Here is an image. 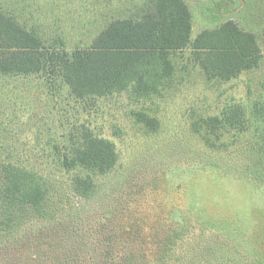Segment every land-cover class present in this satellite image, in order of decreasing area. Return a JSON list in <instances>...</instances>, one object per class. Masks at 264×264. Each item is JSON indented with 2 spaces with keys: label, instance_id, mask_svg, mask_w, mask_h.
Masks as SVG:
<instances>
[{
  "label": "rangeland",
  "instance_id": "1",
  "mask_svg": "<svg viewBox=\"0 0 264 264\" xmlns=\"http://www.w3.org/2000/svg\"><path fill=\"white\" fill-rule=\"evenodd\" d=\"M186 2L195 16V36L209 29L203 21L212 23L221 11L232 14L223 21L233 19L248 30L254 25L235 14L240 10L248 17L264 14V0H208L209 5L203 4L200 11L198 0ZM136 4L137 0H0V9L17 14L25 25L39 30L45 37L54 34L53 39H64V43H46L49 51L58 54L89 48L92 39L109 20L137 17L140 10L136 9ZM258 37L262 47L258 69L244 72L229 82L207 81L199 76L200 68L196 65L193 68L187 60L191 52L187 49L174 53L175 77L170 87L161 90L160 96L134 98L125 91L106 97L72 99L58 114L65 124H56L54 120L51 123L54 139H49V145L35 143L31 127L38 128L39 140L45 142L49 123L31 122V118L41 111L55 118L58 111L54 108L52 112L50 106L56 104L57 107L59 89L54 87L53 96H49L37 79L0 82V124L6 123L8 127L6 138H3L5 130L0 131V143L5 140L7 146L5 150L0 147V158H25L30 160L24 161L26 167L53 178L63 193L62 199L69 204L70 222L74 221L78 233L101 213H121L131 198L138 203L148 198L146 205L136 204L138 215L149 212L154 218L158 214L163 219L166 203L186 196V191L193 186L202 201L212 203L216 214L234 218L242 224L239 228L250 235L246 238L234 234L236 230L190 226L177 232V238L170 239L166 245L175 248L172 263L251 264L252 260L247 257L255 244L250 236H263L260 242L264 246V182L256 179L264 181V40ZM57 64L55 61L53 65L57 69L53 80L62 74V67ZM188 68L194 71L180 82V76ZM6 92H9L7 97ZM62 94H67L65 89ZM255 102L258 103L255 105ZM231 109L242 114L235 119V127L225 125L218 129L209 122L214 116L231 115ZM136 113L156 118L157 128L149 129L139 123L135 120ZM28 116L30 119L26 121ZM87 130L115 146L118 162L115 171L106 177L90 171L86 163L70 162L65 167V162L54 160L66 156L73 148L70 142H79ZM83 173L86 179L77 181ZM70 178L75 180V187H70L73 184ZM160 224L158 222L156 227L166 226ZM40 227L41 224H37L25 236L4 240L0 246H36L38 243L54 246L57 235L52 240L47 239L38 231ZM164 229L168 232L167 227ZM157 231L164 233L162 229ZM83 245H89L88 240ZM255 250L264 253L260 246ZM240 254L246 259L238 257ZM12 255H19L18 250H12Z\"/></svg>",
  "mask_w": 264,
  "mask_h": 264
},
{
  "label": "trees",
  "instance_id": "2",
  "mask_svg": "<svg viewBox=\"0 0 264 264\" xmlns=\"http://www.w3.org/2000/svg\"><path fill=\"white\" fill-rule=\"evenodd\" d=\"M136 9L140 11L135 18L109 20L92 39L89 48L58 54L49 51L46 43H64V39H53L54 34L45 37L39 30L25 25L17 14L0 9V82L37 79L43 92L49 96H53L54 87L59 89L57 107L56 104L50 106L52 112H55L54 108L58 111L55 118L43 115V111L41 114L34 113L35 118H31V122L43 120L49 123L45 142H40L38 128L31 126L35 143L51 144L49 139H54L50 132L51 123L54 120L56 124H65L64 118L58 114L62 106L71 104L72 99L106 97L125 91L134 98L160 96L161 90L170 87L175 77L174 53L191 49L188 62L193 68L195 65L200 68L199 76L213 82H229L244 72L258 69L260 65L262 47L258 36L264 40V14L248 17L243 15L244 10L237 12L235 16L240 20L254 25L248 30L233 19L223 21L232 14L226 11L222 14L221 11L212 22L213 26L195 36L194 17L185 0H137ZM55 61H58L57 66L62 67V74L53 80L52 77L57 75V69L53 67ZM191 70L194 71L192 68L185 70L180 82ZM62 89L67 94H62ZM6 93L5 97L9 95V92ZM239 116H242L240 111L231 109V115L214 116L209 122L214 128L220 129L225 125L232 128ZM135 117L149 129L157 128L156 118L146 113H136ZM29 119L30 116L26 121ZM5 125L0 124V131L5 130L3 138H6L8 129ZM4 142L0 143L1 150L7 147ZM70 143L73 148L66 156L55 157V161L65 162V167L70 162L86 163L88 168L91 167L90 171L100 177L115 171L118 157L112 142L87 130L79 142ZM7 157L0 158V243L25 236L37 224H41L38 231L47 239L52 240L57 235L54 240L57 243L54 246L44 243L0 246V264H173L175 248L166 245L170 239L177 238V232L190 226L236 230L234 234L246 238L250 235L239 228L238 225L242 224L234 218L216 214L212 203L202 201L193 186L186 191V196L166 203L163 219L158 214L154 218L149 212L138 215L137 205H146L148 198H142L145 200L141 199L139 203L131 198L121 213H101L90 225L81 224L86 228L78 233L75 232L74 221L70 222L69 204L62 199L63 193H60L53 178L35 168L26 167L24 161L30 160ZM80 178L77 181L86 179L85 174ZM256 179L264 182L259 177ZM69 180L73 182L70 187H75V180ZM158 222L166 226L156 227ZM166 227L168 232L164 229ZM159 229L164 233L158 234ZM250 239L255 245L247 258L250 257L254 264H264V253L255 250L260 246L264 252L260 242L263 236L257 234L255 238L252 234ZM86 240L89 243L87 246L83 245ZM14 249L19 255L11 256ZM244 254L238 257L246 259Z\"/></svg>",
  "mask_w": 264,
  "mask_h": 264
},
{
  "label": "crops",
  "instance_id": "3",
  "mask_svg": "<svg viewBox=\"0 0 264 264\" xmlns=\"http://www.w3.org/2000/svg\"><path fill=\"white\" fill-rule=\"evenodd\" d=\"M185 2H186V0H185ZM198 2H199V4H200V8H199V11H200V9H201V7L203 6V4L206 6L207 4H208V0H198ZM207 2V3H206ZM187 3V2H186ZM187 5L189 6V4L187 3ZM189 8H190V6H189ZM191 10V9H190ZM192 12V11H191ZM193 14V13H192ZM193 17H194V19H195V16H194V14H193ZM204 23H205V26H213V23H209V22H206V21H203Z\"/></svg>",
  "mask_w": 264,
  "mask_h": 264
}]
</instances>
